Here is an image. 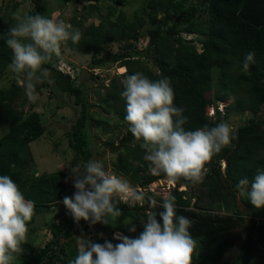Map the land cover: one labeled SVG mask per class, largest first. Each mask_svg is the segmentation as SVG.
Here are the masks:
<instances>
[{"label": "trees", "instance_id": "obj_1", "mask_svg": "<svg viewBox=\"0 0 264 264\" xmlns=\"http://www.w3.org/2000/svg\"><path fill=\"white\" fill-rule=\"evenodd\" d=\"M32 1L34 8L28 15L53 17L56 8L48 7L49 0ZM69 1H74L76 6L89 3L91 9L101 8L98 0H65V3ZM107 1L112 2L109 14L115 13L116 4L128 3L126 0ZM122 8L118 20L109 22L107 29L104 23L92 24L86 31L80 30L82 38L79 43L71 44L92 51L93 65L119 62L120 66L127 67V75L139 72L152 80L170 78L175 105L186 109L184 115L188 122L184 127L187 130L204 125L212 127L222 120L230 122V116L235 114L243 120L235 129L237 139L206 165L208 171L203 182L193 185L182 179L171 192L175 197L176 214L191 219L189 231L199 242L193 264H264V258H257L261 249L255 250L259 240L264 238L263 220L256 223V219L264 218V209H256L236 189L240 179L247 177L251 181L257 169H264V0H147L142 9L134 10L129 17ZM161 12H172L181 18V22L174 20L170 26H164L158 21ZM73 22L81 24L77 20ZM146 22L152 26L147 29L149 42L144 55L142 51L133 50L132 40L139 38L140 28ZM14 23L12 16L8 20L0 17V82L11 62V51L3 33ZM184 33L196 36L189 39ZM123 39L126 42L120 51L114 52L108 46L110 41ZM248 52L255 53V64L244 73L240 66ZM143 55L147 61L141 60ZM58 61L59 58L54 57L43 67L58 74L56 80L61 90L72 97L78 116L68 132L69 144L89 161L90 125L110 130L114 124L111 115L107 116L108 112L119 122L127 123L125 105L121 104L120 96L123 89L114 79L106 86L105 96L96 98L93 103L82 83L78 84L76 78L58 70ZM91 77L95 75L91 74ZM49 85L48 82L39 84L37 91L40 86ZM213 89L214 95L209 97L207 93ZM23 91L16 78L9 88L0 89V126L10 128L0 135V175H9L25 198L34 201L36 214L56 206V201L68 196L70 175L66 170L35 175L34 168H28L34 160L30 145L45 133L46 126L40 112L33 107L25 109L27 97ZM232 98V103L226 105L224 111L217 109L215 115H208L209 105ZM92 105L100 107L97 113L91 111ZM246 112L249 115H245ZM95 114H98L97 118ZM106 143L117 153L113 173L126 179L134 191H142L146 197H154L162 204V197L148 188L166 176L149 170L144 151L139 147L140 141H136L127 129L117 145L114 141ZM223 161H226L225 169ZM182 186L186 189H181ZM237 199L243 206H236ZM229 203L236 210L222 212ZM118 206L122 215L111 226L99 223L90 226L83 220L77 225L72 217L66 218L65 223L55 220L47 223L52 238L39 248L25 242L21 264H68L77 255V236L81 232L91 230L96 233L91 237L96 243L103 244L111 239L116 244L112 238L116 231L128 235L133 224L140 229L149 210L147 201L141 205L136 201L121 200ZM152 210L159 213L163 208ZM99 234L111 238L98 237Z\"/></svg>", "mask_w": 264, "mask_h": 264}, {"label": "clouds", "instance_id": "obj_2", "mask_svg": "<svg viewBox=\"0 0 264 264\" xmlns=\"http://www.w3.org/2000/svg\"><path fill=\"white\" fill-rule=\"evenodd\" d=\"M13 20L14 25L3 33L6 46L11 51V62L7 67L23 86L29 102H36L37 85L52 83L50 73L43 65L52 62L54 57H60L63 43L69 40L79 43L82 33L62 19L41 14L16 13ZM198 48L201 50V45ZM254 64L255 53L248 52L240 66L241 71L248 73ZM118 67L125 68L120 73L122 76L126 74L121 81L123 90L120 92L125 102L124 119L128 131L136 141H140L139 147L144 151L149 170L157 175L164 174L170 184L182 179L193 185L202 183L208 171L206 165L237 139L235 129L223 120L212 127L204 125L195 130L185 129L188 122L184 115L186 109L175 105L170 78L152 80L139 72L127 75L126 66ZM58 70L72 78L76 76L73 77L72 72L59 64ZM91 74L95 75L93 78L100 77L95 70ZM225 102L209 105L208 115H215L217 109L224 111ZM222 166L226 168V161ZM71 178L76 191L71 197L65 196L62 203L77 225L81 220L90 226L117 223L122 215L119 203L129 200L124 198H131L141 205L147 201L149 210L141 221L143 231L135 238L115 232L113 239L119 243L105 240L101 244L88 237L77 236V255L68 264H193L199 242L189 231L191 219L176 214L174 196L162 197L160 204L154 197H146L142 191H132L126 179L109 172L102 162L94 159L76 164L71 169ZM181 188L186 189L185 186ZM236 189L256 209H264V169H257L251 181L247 177L240 179ZM158 207L163 211L152 210ZM34 216V201L25 198L9 175H0V264H15L23 252L28 225ZM65 219L56 218L55 221L65 223ZM129 231H136L134 224Z\"/></svg>", "mask_w": 264, "mask_h": 264}, {"label": "rangeland", "instance_id": "obj_3", "mask_svg": "<svg viewBox=\"0 0 264 264\" xmlns=\"http://www.w3.org/2000/svg\"><path fill=\"white\" fill-rule=\"evenodd\" d=\"M130 1V2H129ZM195 1V0H194ZM100 5V10L91 9L89 3L84 5L76 6L74 1H69L65 3V0H49L48 7L53 9L56 8V11L53 14V19H62L66 24H70L73 29H79L82 32L86 31L92 24L99 25L104 23L105 28L109 27V22H116L118 20V13L121 10H125V14L129 17L133 14V11L136 9H142L144 5L147 4V0H126L128 2L126 5L116 4L118 8L115 9L114 14H109V8L112 5V2L107 0H98L96 1ZM83 6H86L83 8ZM89 6V7H88ZM34 8V2L32 0H0V17L4 20H8L9 17H13L14 14H29V12ZM90 8V9H89ZM146 10L144 11V13ZM74 20L81 22L80 25L74 24ZM174 20L181 22L180 17H176L172 12L165 14L160 13L158 21L164 26H170ZM107 26V27H106ZM149 26H152L150 22H146L144 27L140 28V36L138 39L132 40L134 43L133 50L142 51L144 55L146 54V47L148 46L149 37L147 34V29ZM182 24L181 27H183ZM187 37L193 38L196 35L187 34ZM187 38V39H188ZM125 39L120 41H110L108 46L114 51H120L121 47L125 44ZM72 41L69 40L62 44L61 46V55L59 57L58 64L66 71L72 72L73 77L76 78V82L82 83L85 90L89 92L91 101L94 103L95 99L105 96L107 91L106 86L110 85L111 82L115 79L119 85L122 86V79L126 76H122L120 73L125 71V68L119 69V62L116 63H104L100 67L93 66L94 55L93 52L87 50L86 48L75 47L72 44ZM200 47V45H198ZM152 56V55H151ZM141 60L147 61V58L144 56L140 57ZM150 64V62H148ZM47 68L50 73V83L49 86L41 87L38 93V99L36 102L27 101L24 104L26 110H29L33 107L34 110L41 113V117L46 126L45 133L31 143V151L33 154V162L30 168H34L35 175L42 173H52L59 170H66L70 179L67 185L68 196L71 197L75 193L76 189L73 186L71 178V169L76 166V164L86 163V160L81 154L77 153L74 148L69 144V133L72 130L73 125L75 124L76 118L78 116V110L74 106L72 97L68 95L66 91H62L60 84L56 79L59 78L58 74ZM119 69V70H118ZM95 70L96 73L100 74L99 78H92L90 73ZM91 71V72H90ZM157 73V72H156ZM14 75L8 70H6V75L0 82V89H7L11 86V83L14 80ZM105 86V87H104ZM101 87V88H100ZM104 87V88H103ZM215 89L209 91L207 94L209 97L214 95ZM24 97H26L24 91L22 92ZM233 98L226 101L223 104L228 105L232 103ZM121 104L125 105V102L122 101ZM222 106V105H221ZM100 107L93 106L91 111L97 113ZM111 115L113 119L111 129L108 131L103 130L102 128H97L94 125H90L89 132L91 133L89 150H90V160H99L105 166V169L111 172L113 170V161L116 159L117 153L113 152L111 145L107 144L106 141H114L115 145L118 144L120 138L127 133L128 124L119 122L118 119L108 112L107 116ZM245 115H249L247 112ZM95 117H98V114H95ZM228 122L234 129L242 123V117L238 114L232 115L229 118ZM92 123H94L92 121ZM9 127L0 126V135L4 132H7ZM175 184H170L167 177L162 178L148 188L149 191L154 192L155 194L165 197L171 195ZM132 191L134 189L130 188ZM185 189V188H181ZM129 199L133 202L131 198ZM233 204L229 203L228 206L222 208V212H232L236 210V207ZM236 206H243L239 199L236 200ZM232 207V208H231ZM44 217L48 224L52 223L56 218L62 219L67 218L70 215L67 212V209L64 207L62 201L56 206L51 208H45ZM71 217V216H70ZM145 219V217H143ZM142 219V220H143ZM263 220V221H262ZM264 222V218L256 219V223L260 224ZM146 222V221H145ZM46 223V224H47ZM48 225L44 227H36L28 230L26 242L33 243L36 247L43 246L48 240L52 238V233L47 228ZM143 231V225L141 224L140 229H136L135 232H130L129 234L122 233L129 237H137L140 232ZM96 233L90 231L81 232L79 236H84L92 239ZM98 237L106 238L109 237L107 234H99ZM109 237L108 239H110ZM113 238V235H112ZM259 240V238H257ZM111 242V239L109 240ZM117 241V240H116ZM264 238L259 240V243L255 250L261 249L257 253V258L262 260L264 258V246H262ZM116 243H119L117 241ZM254 250V251H255ZM252 256V253L247 257L248 260ZM22 256L19 255L15 264H21Z\"/></svg>", "mask_w": 264, "mask_h": 264}, {"label": "water", "instance_id": "obj_4", "mask_svg": "<svg viewBox=\"0 0 264 264\" xmlns=\"http://www.w3.org/2000/svg\"><path fill=\"white\" fill-rule=\"evenodd\" d=\"M46 219L43 212L35 214L32 222L29 223L28 228L44 227L46 225Z\"/></svg>", "mask_w": 264, "mask_h": 264}]
</instances>
